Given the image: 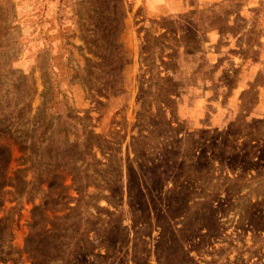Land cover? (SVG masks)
Returning <instances> with one entry per match:
<instances>
[{"label":"rangeland","instance_id":"1","mask_svg":"<svg viewBox=\"0 0 264 264\" xmlns=\"http://www.w3.org/2000/svg\"><path fill=\"white\" fill-rule=\"evenodd\" d=\"M0 264H264V0H0Z\"/></svg>","mask_w":264,"mask_h":264}]
</instances>
